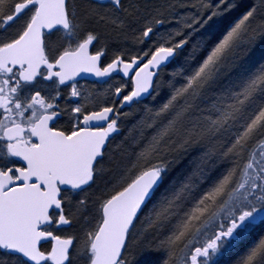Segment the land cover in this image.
Masks as SVG:
<instances>
[{"label":"snow or ice","instance_id":"1","mask_svg":"<svg viewBox=\"0 0 264 264\" xmlns=\"http://www.w3.org/2000/svg\"><path fill=\"white\" fill-rule=\"evenodd\" d=\"M0 264H264V0H0Z\"/></svg>","mask_w":264,"mask_h":264},{"label":"flooded vegetation","instance_id":"2","mask_svg":"<svg viewBox=\"0 0 264 264\" xmlns=\"http://www.w3.org/2000/svg\"><path fill=\"white\" fill-rule=\"evenodd\" d=\"M91 79H92V78L81 79V80H80V83H81V84H88V85H91Z\"/></svg>","mask_w":264,"mask_h":264},{"label":"water","instance_id":"3","mask_svg":"<svg viewBox=\"0 0 264 264\" xmlns=\"http://www.w3.org/2000/svg\"><path fill=\"white\" fill-rule=\"evenodd\" d=\"M84 76H87V74H83ZM90 78V77H89Z\"/></svg>","mask_w":264,"mask_h":264}]
</instances>
